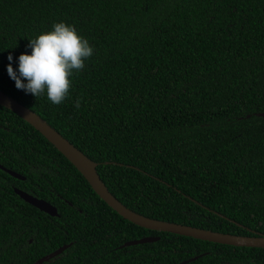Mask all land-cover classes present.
<instances>
[{
    "label": "trees",
    "instance_id": "1",
    "mask_svg": "<svg viewBox=\"0 0 264 264\" xmlns=\"http://www.w3.org/2000/svg\"><path fill=\"white\" fill-rule=\"evenodd\" d=\"M94 48L53 105L15 87L8 55L54 23ZM26 83V81H25ZM0 88L98 163L110 191L157 219L264 233V0H0ZM80 98V107L75 101ZM250 115V116H248ZM0 264H264V248L139 226L40 131L0 105ZM19 187L58 208L26 202ZM152 235L154 242L123 246Z\"/></svg>",
    "mask_w": 264,
    "mask_h": 264
},
{
    "label": "water",
    "instance_id": "2",
    "mask_svg": "<svg viewBox=\"0 0 264 264\" xmlns=\"http://www.w3.org/2000/svg\"><path fill=\"white\" fill-rule=\"evenodd\" d=\"M0 105L10 109L18 114L38 131H40L75 167L84 175L96 193L114 210H116L125 219L148 229L172 232L179 235L194 237L196 239L207 240L222 244L234 246L260 247L264 248V233H257L254 235H242L235 233H226L217 230L197 227L189 224L166 221L143 215L124 204L117 198L108 188L107 184L101 178L98 172V163L92 160L80 148L74 145L67 139L60 131L52 126L45 118L37 113L32 108L28 107L18 99L7 94L0 88ZM258 116H264V112L256 113ZM250 116V115H248ZM0 168L9 172L18 179H26V176L21 173L7 168L0 163ZM15 192L23 198L26 202L34 205L40 210L52 215L59 216L58 208L51 202L44 198H40L34 194L29 193L19 187L14 188ZM159 237L148 235L140 239H134L125 242L123 246H129L145 242H154ZM69 247L65 244L58 249L48 253L47 255L38 259L34 264H44L53 258L60 255ZM197 257L185 260L179 264H185Z\"/></svg>",
    "mask_w": 264,
    "mask_h": 264
},
{
    "label": "clouds",
    "instance_id": "3",
    "mask_svg": "<svg viewBox=\"0 0 264 264\" xmlns=\"http://www.w3.org/2000/svg\"><path fill=\"white\" fill-rule=\"evenodd\" d=\"M51 28L29 39L26 47L32 50L31 54L19 55L18 70L12 67L13 56L8 55L7 73L16 89L36 98L46 94L49 102L60 105L69 97L71 77L83 70L94 48L72 25L59 22ZM80 103L78 98L75 107L79 108Z\"/></svg>",
    "mask_w": 264,
    "mask_h": 264
}]
</instances>
